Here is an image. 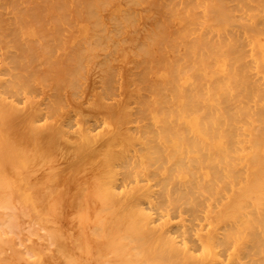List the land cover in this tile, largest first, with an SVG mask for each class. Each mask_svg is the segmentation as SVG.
<instances>
[{"label": "bare ground", "instance_id": "1", "mask_svg": "<svg viewBox=\"0 0 264 264\" xmlns=\"http://www.w3.org/2000/svg\"><path fill=\"white\" fill-rule=\"evenodd\" d=\"M0 264H264V0H0Z\"/></svg>", "mask_w": 264, "mask_h": 264}]
</instances>
